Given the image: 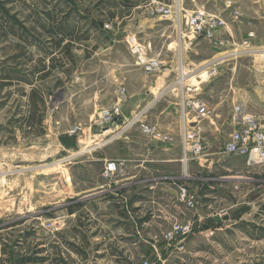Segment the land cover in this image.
<instances>
[{
	"label": "rangeland",
	"instance_id": "1",
	"mask_svg": "<svg viewBox=\"0 0 264 264\" xmlns=\"http://www.w3.org/2000/svg\"><path fill=\"white\" fill-rule=\"evenodd\" d=\"M100 2L0 0V264L28 259L35 264H106L91 245L97 235L86 210L92 205L77 218L82 229L63 210L75 209L80 203L77 194L90 192L106 178L104 166L112 160L123 163L117 176L142 178L128 186L132 191L146 187L162 197L160 183L199 194L209 186L214 189L216 203L210 213L223 210L229 220L214 225L210 218L206 226H195V233L209 227L220 231H212L207 242L198 241L188 250L187 256L193 255L188 264H264V163L247 165L244 158L221 155V143L235 130V105L243 106L264 133V68L254 70L255 62L264 66V19L255 15L253 0ZM154 3L171 7V16L150 17L149 5ZM201 8L226 21L218 45L188 35L184 17ZM231 10L240 13L238 20H231ZM132 37L145 48L146 59L161 62L165 56L175 61L176 70L162 82L157 79L164 68L146 74L130 51ZM220 57L224 58L211 65ZM180 63L187 75L183 85L177 83ZM204 68L209 72L205 81L199 78ZM142 82L143 98L144 90L155 98H148L150 104L135 114L127 112L126 85L136 92ZM189 95L204 99L206 118L216 124V129L211 125L213 141L199 158L202 168L195 166L197 161L185 165L182 156L179 163L136 168L142 160L166 158L162 149L182 153L180 112ZM119 102L123 123L100 126L101 109ZM145 105H150L146 117H136ZM139 123L154 126L168 141L142 133ZM75 127L79 136L68 135ZM59 136L79 139L78 148L64 149ZM126 160L135 162L126 166ZM51 180L53 193L47 201L53 204L46 205L45 184ZM68 196L73 199L61 202ZM51 219L69 228L58 231ZM57 241L60 244H52ZM140 251L132 249L122 264H142ZM152 264L160 263L156 259Z\"/></svg>",
	"mask_w": 264,
	"mask_h": 264
},
{
	"label": "crops",
	"instance_id": "2",
	"mask_svg": "<svg viewBox=\"0 0 264 264\" xmlns=\"http://www.w3.org/2000/svg\"><path fill=\"white\" fill-rule=\"evenodd\" d=\"M203 9V8H202ZM255 9V15L257 17L264 19V3L263 9L257 10ZM223 19V18H222ZM224 20V19H223ZM225 21V20H224ZM226 22V21H225ZM258 52V51H256ZM224 57L216 58L214 64L217 61H221ZM162 68H164V72L160 76L161 78L157 79L160 82L163 81L168 75H171L170 71L176 70L175 61H170L165 56L161 57ZM180 61V56H179ZM255 64V69H262V65ZM183 71L182 64L180 63L179 70ZM117 71V69L115 68ZM141 71V70H140ZM139 72V71H135ZM117 73V72H116ZM128 74V73H126ZM209 76V72L206 71V68L203 69L199 73V78L203 81L207 80ZM180 78L184 80L187 78V75H181ZM167 79V78H166ZM192 82H194V77H191ZM145 81V80H144ZM197 82V81H196ZM178 83V82H177ZM152 85L157 86V82ZM140 91H132L129 88V85H126L127 95L125 96L126 102L125 110L135 112L144 106V104H150L149 99L154 95L152 92L148 90H144L145 96L143 98V88L145 87L144 83L140 84ZM198 96V95H197ZM192 96H188L187 98H191ZM202 99V97H199ZM254 103H259L256 96L253 95ZM157 99V98H156ZM204 101V99H202ZM256 101V102H255ZM136 105V106H134ZM140 106V107H139ZM146 106V105H145ZM241 106V105H240ZM132 107V108H131ZM150 105H147L142 109L141 118L146 117V109H148ZM129 109V110H128ZM132 109V110H131ZM243 111L244 110L242 106ZM125 111V114L127 113ZM124 112L122 113V119L124 120ZM136 119V118H135ZM135 119H133L129 124H132ZM212 122V123H211ZM214 122L212 118H203L197 123L196 131L203 139L204 146H210L212 143V126ZM214 128L216 129V124H214ZM229 134L226 135L225 141L228 139ZM225 141L221 143L223 146ZM205 149V148H204ZM167 157L161 158L160 160H142L139 162L137 167H143L147 163H179L182 153L176 152L175 149H162ZM181 153V154H180ZM208 160V159H207ZM133 160H126V166L129 163H133ZM211 163L206 166V172L208 171L207 167H209ZM199 169L202 168V165H195ZM63 181H65L64 176H60ZM142 179L138 175H126L124 177L119 176H111L102 180V182L96 185L90 192H85L83 194H77V202H80L75 209H71L69 212L67 210H63L66 216L73 218L77 224V228H81L82 223L77 220L80 219L82 209H89L90 205H92V210H86L87 215H89L88 222H92L93 231H95V235L97 237L94 240V255H99L101 257L100 262H104L106 264H122L127 259H129V253L134 248H141L140 253L138 254V262L147 261L149 263H153L156 259L160 264H188L189 257L193 255L187 256L189 253L188 250L193 247L198 241H208L210 234L212 231H220L217 227L213 228H205L200 229L195 233V226L199 225L201 227L206 226L209 223L211 210L213 204L216 203L215 193L212 187L209 186V190L205 191L202 194L196 193L198 197V206L195 210H188L186 206L180 202L179 200V191L176 188L171 189V186L163 185L160 183L159 191L162 194V197L154 196L153 191L143 188L144 190H135L132 191L128 189V186L136 183ZM62 180L58 181L61 182ZM52 183L51 180L46 181L45 184V197H46V205L53 204V200L47 201L49 196H52ZM219 189V186H216ZM113 188H119V191H113ZM192 191V190H190ZM220 194V193H216ZM66 199H73L71 196L67 198H63L61 202ZM82 203V204H81ZM84 219V218H83ZM190 221L193 224V233L185 238L178 245H174L175 243H167L164 240L165 231L167 232L172 224L174 223H184ZM54 228H57L58 231H64L69 226L64 224L63 222L60 224L51 219ZM216 223V222H215ZM219 223V222H218ZM219 225V224H218ZM84 227V226H82ZM85 228V227H84ZM72 229V227H71ZM82 229V228H81ZM76 231V229H72ZM87 231V230H86ZM61 234V233H59ZM61 238V237H60ZM85 239V237H84ZM86 240V246L89 245V241ZM62 244H65L62 239L60 240ZM59 241L57 243H52L56 246V244H60ZM66 245V244H65ZM186 258V261H185Z\"/></svg>",
	"mask_w": 264,
	"mask_h": 264
},
{
	"label": "built area",
	"instance_id": "3",
	"mask_svg": "<svg viewBox=\"0 0 264 264\" xmlns=\"http://www.w3.org/2000/svg\"><path fill=\"white\" fill-rule=\"evenodd\" d=\"M264 0H253V5L257 10L263 9ZM230 9V4L227 5ZM149 16L152 18L160 17L167 18L171 16V7L163 5L162 3H154L153 7L149 5ZM231 20H238L240 13L233 11L229 13ZM185 26L188 30V35L192 40L204 39L209 42H213L214 45H218V34L220 30L226 28V22L219 16L207 13L204 9H197L188 17H184ZM128 45L133 55H136V65L141 67L143 71L150 75L158 72L162 67L161 62L156 59L145 58V48L136 44L135 38H128ZM124 90H121V95L124 94ZM120 102L118 104L104 107L98 117V123L100 126H120L123 123L122 114L120 110ZM209 115V111L197 95L191 98H186V101H182L180 121H181V150H182V162L187 163L197 161L198 165L199 158L204 157V143L201 136L193 127L203 118ZM140 117L137 114L136 117ZM189 116V117H188ZM118 118L121 119V123H118ZM189 118L191 120H189ZM134 123V122H133ZM233 123L235 130L231 132L228 140L222 146L221 155L244 158L247 165H262L264 163V133L260 130L258 121L243 111L242 106L235 105L233 108ZM139 128L142 133L152 136L156 139L168 141L165 136H162L156 131L154 126H149L143 123H139ZM80 129L75 127L69 131L68 135L79 136ZM79 138V137H78ZM76 139V138H75ZM79 142V139H76ZM123 163L121 161H109L104 166V177L117 176L122 170ZM179 200L183 203L188 210H195L198 206V197L196 192L189 191L185 186H180ZM225 216L223 210L219 213H212L210 218ZM48 227H52L49 224ZM193 224L190 221L184 223H174L171 228L164 234V240L167 243H175L178 245L185 238L192 234ZM142 264H151L147 261Z\"/></svg>",
	"mask_w": 264,
	"mask_h": 264
},
{
	"label": "water",
	"instance_id": "4",
	"mask_svg": "<svg viewBox=\"0 0 264 264\" xmlns=\"http://www.w3.org/2000/svg\"><path fill=\"white\" fill-rule=\"evenodd\" d=\"M118 123H121V119L118 118ZM59 144L66 150H76L78 148V142L75 138H70L68 136H59L57 138ZM214 222L218 223L219 221H228L229 217L228 216H223L221 218L219 217H214L213 218Z\"/></svg>",
	"mask_w": 264,
	"mask_h": 264
},
{
	"label": "trees",
	"instance_id": "5",
	"mask_svg": "<svg viewBox=\"0 0 264 264\" xmlns=\"http://www.w3.org/2000/svg\"><path fill=\"white\" fill-rule=\"evenodd\" d=\"M97 1H98V3H100V5L103 4V2H100V0H97ZM122 2H123V1H122ZM123 4H124V3H123ZM124 6H127V4H124ZM58 46H60V42H59V41L56 42V47H58ZM63 50H64V52L67 53L68 45H66L65 48H63ZM68 211L71 212L72 210L68 208ZM212 223H213L214 225H218V224H219V223H215L214 220H212ZM36 261H37V260H36ZM22 263H23V264H35L36 262H35L34 259H28V260H26V261H24V262H22ZM37 263H38V261H37Z\"/></svg>",
	"mask_w": 264,
	"mask_h": 264
},
{
	"label": "bare ground",
	"instance_id": "6",
	"mask_svg": "<svg viewBox=\"0 0 264 264\" xmlns=\"http://www.w3.org/2000/svg\"><path fill=\"white\" fill-rule=\"evenodd\" d=\"M177 21H180V19L178 18ZM180 71H181V75H183V71H182V69H181ZM178 83H179L180 85H182V83H183V78H180L179 81H178ZM136 119H137V118H136ZM136 119H135V120H136ZM100 145H101V144H100ZM102 145H103V144H102ZM97 146H98V145H97ZM83 150H85V147L83 148Z\"/></svg>",
	"mask_w": 264,
	"mask_h": 264
}]
</instances>
